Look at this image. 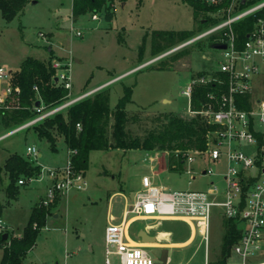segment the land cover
<instances>
[{"label":"rangeland","instance_id":"1","mask_svg":"<svg viewBox=\"0 0 264 264\" xmlns=\"http://www.w3.org/2000/svg\"><path fill=\"white\" fill-rule=\"evenodd\" d=\"M112 12L111 20L105 13L98 14L97 19L91 14L74 18L72 0H30L21 16L8 23L0 10V65L14 73L27 57L51 60V64L66 63L71 69L72 98L99 88L108 89L111 108L123 97L124 88L132 87L133 103L127 110L141 116V122L130 125L134 135H143L150 128L151 119L163 113L189 117V103L182 95L183 89L200 73L219 71L224 55L221 50L213 49L207 38L171 55L169 47L154 54L153 45L156 32L196 31L199 24L193 19L192 9L183 0H115ZM184 50L187 53L177 58ZM13 129L0 128V136ZM28 147L38 150L37 158L28 155ZM56 147L57 153L32 128L0 142V166L10 154H18L40 168L34 180L21 178L26 185H17L20 194L17 200L11 201L5 194L9 179L4 172L0 173V201L5 207L2 220L4 225L15 229L10 233H22L45 184L48 183L47 188L52 186L48 170H62L67 166L63 140ZM153 159L157 164L155 170L150 162ZM144 175H156L155 183L172 191L207 190L210 183L218 181L216 177H198L190 185L184 165L180 170H171L166 153L92 151L84 176L85 190H72L63 199L60 210L52 208L51 217L26 262L103 264L109 217L113 215L116 223L121 221L126 201L133 203L141 192ZM55 212L58 218L53 216ZM144 225L143 222L134 224L131 235L135 236ZM162 229H169L170 241L178 245L192 235L191 227L179 221H169ZM223 233L222 220L214 219L210 254L213 261L221 252ZM150 251L157 256L161 253L158 249ZM169 257V264H204V248L197 240L186 247L169 249ZM111 259L116 264V258ZM262 260L264 246L255 261ZM228 264H241V261L233 255Z\"/></svg>","mask_w":264,"mask_h":264},{"label":"built area","instance_id":"2","mask_svg":"<svg viewBox=\"0 0 264 264\" xmlns=\"http://www.w3.org/2000/svg\"><path fill=\"white\" fill-rule=\"evenodd\" d=\"M200 1L209 6L220 4V0ZM240 2L233 0L223 15H213L223 18L217 25L169 50L171 55L212 35H219L217 44L226 45V49L221 50L224 62L220 70L198 75L182 91L189 103V115H201L217 127L210 135L206 151H192L185 158L183 165L189 176V184L198 177H216L218 181L210 183L207 190L172 191L154 184L150 176H144L141 192L126 207L121 221L116 223L110 217L104 238L105 264H114L112 256L116 258V264H158L160 255L151 253L152 249L148 246L132 244L129 240V228L141 216L190 220L194 226V242L198 240L204 248V264L213 262L210 254L214 219H221L222 222L224 219L235 220L242 236L232 247V256H237L241 264H264V260L255 261L262 254L264 246V18L258 19L240 48L232 29L236 22L263 10L264 1L245 9H240ZM93 18L97 19V16ZM41 36L44 37L42 33ZM77 36H81V33L77 32ZM51 66L57 73V82L70 91L66 102L52 108L39 103L35 107L36 117L0 136V142L20 131L31 129L101 90L99 88L72 98L70 66L57 61L52 62ZM12 74V71L0 65V110L9 109L10 102L20 92L11 84ZM218 74L224 75L225 79ZM210 83L224 86L226 90L219 96L210 94V102L203 105L200 111L194 110V89ZM27 152L33 158L38 156L35 147H28ZM150 162L155 169L156 160ZM198 162V166L194 167ZM48 175L53 184L41 201L44 206L52 205L57 197L72 190L84 191L86 188L84 176L73 171L69 159L65 168L48 170ZM18 185L25 186L24 179L19 180ZM9 231L11 228L0 219V233Z\"/></svg>","mask_w":264,"mask_h":264},{"label":"trees","instance_id":"3","mask_svg":"<svg viewBox=\"0 0 264 264\" xmlns=\"http://www.w3.org/2000/svg\"><path fill=\"white\" fill-rule=\"evenodd\" d=\"M29 1L0 0L3 19L10 23L21 16ZM183 1L192 9L193 19L199 24V28L196 31L154 33V54H159L168 47L170 50L217 25L223 18L213 15H223V11L230 8L233 2L220 0L218 6H209L200 0ZM262 1L264 0H245L243 4L241 0L240 9ZM114 2L115 0H72V14L74 18H78L87 14L97 16L105 13L106 18L111 20L114 18L112 12ZM260 18H264V9L233 24L232 29L239 48L244 45L248 34L253 31ZM218 38L219 35H212L206 41L212 47L217 44ZM185 53L187 52L184 50L176 57L181 58ZM50 61L27 57L22 61L19 70L12 74L11 84L20 92L10 102L9 109L0 110V128H16L32 120L36 117L35 107L38 103L52 108L66 102L70 91L56 81L57 73ZM218 76L225 79L224 75ZM225 90L224 86L220 87L215 83L197 86L193 93L192 108L200 111L203 105L210 102V94L219 96ZM132 96V87H125L123 97L114 108H111L108 89H101L45 119L32 129L55 153L57 143L63 140L73 171L83 176L89 166L90 153L95 150L166 153L171 170H180L190 152L207 150L210 135L217 127L201 115L186 117L175 113H163L151 119V126L143 135H134L130 125L138 124L141 116L138 112L131 113L127 110L128 105L133 103ZM3 169L9 178V185L5 190L9 201L17 200L20 194L17 185L22 177L33 179L40 173L39 167H35L18 154H10ZM58 200L59 197L50 206L41 203L34 206L22 236L18 237L10 232L0 233V249L3 250L0 264H28L27 256L36 245L38 235L46 226L52 208L56 206ZM4 208L0 201V219ZM222 224L224 233L221 252L212 264H228L232 256V247L242 236V231L235 220L224 219ZM4 234H8L7 239H4Z\"/></svg>","mask_w":264,"mask_h":264},{"label":"crops","instance_id":"4","mask_svg":"<svg viewBox=\"0 0 264 264\" xmlns=\"http://www.w3.org/2000/svg\"><path fill=\"white\" fill-rule=\"evenodd\" d=\"M67 154H68V159H69L68 151H67ZM3 166H0V173L4 172L5 175L8 177V175L6 174V172L3 169ZM168 169H169V166H168ZM156 174H158V172ZM144 176H149V175H144ZM154 176H156V175H153V176H150V177L152 178L154 184H156L155 181H154ZM47 184H45V187L42 190L43 193L40 196L39 202L42 200V198H44L46 196V193H47V190H48ZM158 186L165 187L163 185H158ZM165 188H168V187H165ZM66 195H68V194H65V195H62V196L59 197V200H58L55 208L60 210L61 203H62V201H63V199L65 198ZM39 202L36 205H38ZM130 204L131 203L126 201V203L124 205V211H125L126 207L128 205H130ZM57 213L58 212H55L54 215H53L55 218H58ZM29 217H30V215H29ZM110 217H113L116 220V218L113 215H110ZM110 217H109V221H110ZM169 221H179V222L185 223L186 225L191 227L192 235L182 245H178V244H175V243L171 242L170 241V237L172 235H171V233H169V229H167V230H163L162 229L164 227V224L169 222ZM137 222H143L145 225L138 230V232H137V234L135 236H132L131 235V228ZM133 225H131V227L129 228V231H128V237H129V240L131 241V243L132 244H136V245L148 246L152 250L153 249H158V250H161V252H162V250L167 249L169 251V249H171V248L186 247V246L191 245V244L194 243V238H195L194 226H193V223L190 220H188V219H181V220H178V219L177 220L176 219H159V218H147V217L141 216V217L137 218V220L133 223ZM25 226H24V228H25ZM11 230H15V229L11 228ZM143 232H144V234H142ZM153 232L155 234H153ZM22 234H23V231L19 235H16V234H14V235L20 237V236H22ZM93 250H94V248L92 246H90V251H93ZM0 251H1V257H0V262H1V259H2V256H3V250L0 249ZM67 256H69V255H67ZM169 260L171 262L170 257H169ZM169 260H168V264H169ZM28 264H32V263H28ZM56 264H60V263L57 262ZM65 264H68L67 261L65 262ZM103 264H105V248H104V261H103Z\"/></svg>","mask_w":264,"mask_h":264},{"label":"water","instance_id":"5","mask_svg":"<svg viewBox=\"0 0 264 264\" xmlns=\"http://www.w3.org/2000/svg\"><path fill=\"white\" fill-rule=\"evenodd\" d=\"M242 3L245 4V0H243ZM212 48L216 49V50H224V49H226V45L215 44L212 46ZM56 81H57V79H56ZM37 105H39V103ZM142 234H144V232ZM7 238H8V234H4V239H7ZM168 260H169V251L167 249H164V250H162V252L160 254L158 264H167Z\"/></svg>","mask_w":264,"mask_h":264}]
</instances>
